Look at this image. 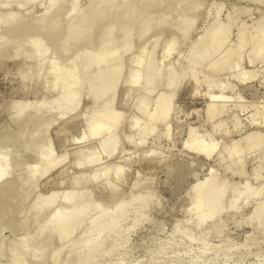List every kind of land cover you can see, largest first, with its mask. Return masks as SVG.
I'll list each match as a JSON object with an SVG mask.
<instances>
[{
    "label": "rangeland",
    "instance_id": "obj_1",
    "mask_svg": "<svg viewBox=\"0 0 264 264\" xmlns=\"http://www.w3.org/2000/svg\"><path fill=\"white\" fill-rule=\"evenodd\" d=\"M0 1V38L7 32L2 29L5 27L3 25L8 23L11 25L9 29H15L12 30L13 32L11 34H5L6 37L3 35L4 37H2V39L6 38L5 40L7 43L3 48L6 47L5 50H7L1 49L0 51V150L4 147L3 151H8V155H6L8 177L11 178L16 185L13 187L14 190L12 189V192L10 191V195L6 198L9 200H4V204L8 202L5 204V208L0 207V223L3 221L2 224H0V264H12L13 257H15L12 254L15 253L13 246H16V243H19L22 238H27L28 241H26L25 246L21 248V258L28 264H33L36 261V259H33V262L31 261V249L35 244L41 243L40 245H42L45 243L42 235L39 234V228L48 214L57 207L58 201L69 193L73 195L80 194L81 202L89 201L91 205L100 204L106 211L108 209L112 210L119 203L129 201L131 197L133 198L134 196H150L149 198H152V201L149 199L151 206L149 205L148 209L143 210L142 213H133V211L138 208L136 204H133L134 207L132 208L131 206L133 205L129 207L131 212L128 214L125 222H123L119 234L116 233V236L114 235L111 238L103 240L99 248V250L103 252V255L93 260L90 264H264V235L255 230L253 224L249 225L247 220L248 216L253 211L254 204L256 203L255 201L251 199L247 201L239 199L236 213H232V211H222L212 222L206 223L197 229L195 228L194 216L187 211L189 205L195 198L194 192L197 185L207 179L210 171L213 172L217 179L223 180L227 187V197L224 204H227V201H230L231 197L233 198L236 194L240 193L245 186L259 191L260 194L257 201H259V198L260 201H264V143L258 151L255 150V152H253L252 150L247 151L249 154L246 152V154L244 153L245 155L242 154V159L240 158L241 162L237 164H234V161L229 159L226 153L222 154L223 159H219L215 154L208 159H204L187 152L183 147L188 138L193 136L203 144L210 143L216 146V152H226L232 145L244 150L248 146V143L243 142V139L247 135L254 133L264 135V114L261 110V108H264L262 107L264 106L263 64L259 60L254 61L252 64L249 63L248 56L246 57L248 50L246 48L241 54L242 60L239 69L217 73L212 78V82L216 87L210 88V90L203 82V75H207L206 71H204V66L202 67L203 69L200 67L201 72L200 69L199 71H197V69L195 78L190 79L187 77L178 83L174 99H172L171 103L172 107L168 118L169 121L167 119V125H169L168 138H165L163 135L165 133L164 123L157 122L160 124L157 125V123H155L154 125L156 126L153 125V136L148 135L145 137L146 140H144L145 142L143 141L142 147H140L137 131L148 128V123L146 119L141 118L136 109H134L136 99L140 97L148 101L149 106L147 111L151 112L153 101L160 96L166 95L167 90L160 85L156 87L148 86L138 91V89H129L123 82L124 77L126 80V78H128V73L133 70L131 66L134 60L139 56H143V54L146 55L150 49L153 48L150 45L156 42L154 43L155 45H153L154 60H159L161 64L164 62L165 64H162L161 67L167 65L165 67L163 66L159 78L160 81L164 83L166 67L172 65L170 68L174 72L180 71L186 64L189 54L192 51V45L198 42V38L206 29L210 30L215 20L217 24H219L218 22L222 23L220 25L230 23L227 42V45L230 47L236 45V34H238L237 31L239 29L243 28L242 31L244 30L245 37L247 38L252 35L254 36L263 26L261 22L264 20H261V18H264L263 4L249 2V0H189L188 3L178 2L179 0H162L154 4L152 3V5L150 4L151 7H148V12L146 11L145 15L140 18L141 20L137 21L138 23L136 22L132 27H126L123 23H120V21L122 22L120 14L124 12L122 11L124 10L123 1L114 0L113 2L112 0L114 3L112 8L116 9L118 6L120 7V5L123 6V8L121 6L120 9H118V7L117 12L115 10L116 14L111 13L113 15L115 14V17L119 15L116 19L114 16H110V12L114 10L111 8L112 11H108L110 14H108L109 19L105 17V20H98L100 23L96 22L89 33L79 35V41L71 42L72 44L68 41L66 45L63 40H66L70 36L69 32L71 33V31L69 30L71 29L69 27L72 26L73 30L77 26L78 17L80 15L82 17L84 16V14H81L82 12L84 13L83 10L86 9V11L89 12L92 8L91 5L94 4V8L96 3H99V1L101 3L103 0H77L76 2L73 0H62L63 2L59 4L60 6L57 5L59 9L56 7L57 9L55 8L50 11L54 16L46 12L48 11L46 8H48L49 0H33L32 3L31 0H28V2H26V0ZM72 1L76 9L71 5ZM134 1L139 4L137 0ZM191 1L195 2V4L197 3L196 5L199 4L196 7V12L189 11L188 9L195 6ZM3 3L4 6L2 7ZM115 3L118 4L116 8ZM19 5L22 6L20 7ZM101 5L103 4L101 3ZM24 6L25 8H23ZM70 7L76 10L73 12L75 15L72 14L73 10L71 9V11L69 9ZM89 7L90 9L88 10ZM96 7H100L99 4ZM78 10H81V13L77 14ZM44 12H46V15H48L47 17H49L45 19L47 22L44 21L46 25L49 20L52 22L51 19L54 20V17H56L60 26V28H57L58 30L56 29L53 31L56 32L55 35L52 36V31L49 32L50 39H46L48 36L45 35L44 39V36L41 35L43 42L40 44L45 45L48 51H46L47 57L45 59L53 63L56 61L54 64H57L58 67H64L65 70L70 68L68 65L66 68V63L68 61L69 64H71L72 59L76 61L78 70H82L85 65V60H83L84 56L82 55L83 52H88L90 50V54H96L98 50L105 49L107 46L100 45V38H103L101 36L105 35V30L107 31L111 28L109 26H116L113 28L111 37L109 38V44L111 46L120 45L125 35H129L126 40L129 43L127 53L124 54L120 60L123 66L122 79L120 78L121 82L119 81L120 83L117 86L115 92L116 96L114 97L115 101L113 100L114 104L112 106L115 112H120V114L122 112V118L120 119V126L117 128L118 131L116 130L115 134L117 137V144L115 145L114 151L111 148L113 152L110 154L98 152L99 149L96 150L98 147L97 139L90 138V140L88 138V140L86 138L87 141L84 140L85 143L84 141L78 142L82 138V133L86 132L84 122L86 115L101 108V106L104 105L103 103L109 100V96H105L95 102L91 96L89 98L88 95H86L87 93L84 92L80 96L81 102L77 109L72 112L71 116H60L57 115L54 110H51L47 113L49 116H47L48 118L46 117L47 120L44 119L45 117L42 122L38 120V118L41 119L45 110L43 108H36L35 105L37 103L43 101L44 103L46 102L53 105L60 104L58 101L59 94L54 91L51 92V90L49 91L51 78L49 76L47 77L46 73L50 69V65L47 61L40 64L39 58H37L39 59L38 61L37 59L31 61L30 58L32 57L33 59L34 56H30L31 54L29 55L30 52L28 50L30 49L27 47L30 46V41L35 38H41L40 36L37 37L38 33L34 30V27L37 28L39 26H37V24L41 21H39L40 19H38V16L42 19V16L45 14ZM66 12H70L72 15L69 16L70 14ZM88 12L85 13L88 14ZM9 13H11L12 17L13 15L17 16L13 18V20H15L14 22H16V25L14 24L15 26L12 25L14 22L11 20L12 17ZM12 13L14 14L12 15ZM67 14L69 15L67 16ZM153 14L155 15L153 16ZM8 15L9 18L7 19ZM148 15H151V17L153 16V18ZM165 15L168 16V18ZM193 15L194 18H192ZM74 16H77V18H75L77 20H75L76 22L73 21L74 18L72 19ZM181 16L184 18L188 17L190 20L193 19V25L190 26V30L183 41L177 34L176 28H174L177 27L178 23L182 20ZM3 17H5L6 20H4ZM148 17L150 21H154L155 18L160 21L161 19L165 22L168 21L169 25L164 22V26L162 25L161 28L159 27V30L153 28L147 32L144 37L138 38V31L143 27H141V25L148 21ZM59 18H62V20ZM117 18L119 19L118 25L117 23L114 24L115 21H118ZM157 19H155V21H158ZM231 20L234 22L232 23ZM71 23H74V26L71 25ZM50 24L52 25V23ZM50 24L47 26H50ZM18 25H30L31 27L29 26L30 28L25 30L20 29L22 27ZM65 27L68 28V31L65 30L67 29ZM19 34H21V36L26 34L27 36L23 35L21 37ZM16 35L19 37L17 38ZM30 35L35 38L33 39ZM172 35L177 37V39L179 37V40L172 39ZM61 37H63V40ZM27 38L28 41L31 40L29 42L25 41ZM23 41L28 43V45H23ZM38 41L40 42L41 40L38 39ZM171 41H174L176 45L170 55L163 61L160 59L161 51L165 44L168 45ZM60 43H62V45ZM3 44H5V41H3ZM43 45H41V47ZM46 47L44 48L45 50ZM26 50L29 53L26 52ZM116 50H119V48ZM22 51L24 52L22 53ZM1 52L4 54H1ZM23 61L25 63H22ZM27 64L29 68H27ZM112 64H115V61ZM36 71L37 73L35 74ZM91 71V68L84 71V79L89 76ZM240 72L243 74L248 72L251 73L250 78H248V80L245 79V81H238L235 74L239 75L241 74ZM27 75L29 77L31 76V79ZM32 76L37 77L32 79ZM45 82H48V84ZM45 84L48 85V87L46 86L47 89L49 88L48 90H44L46 88ZM42 85L45 87L43 90ZM218 87L222 89H218ZM47 91H49V94ZM128 94H130V97ZM218 94L220 95V100L218 99L213 105H216L215 107L218 110H220V105L223 106L224 111L211 120L206 116L209 95L214 97L215 95L219 96ZM222 96L223 98L221 100ZM123 97L126 98L123 99ZM226 99L229 100L227 101ZM123 100L126 101V103H124ZM15 103H18L17 105L26 103L30 106L27 115L18 122H14V120L17 109L20 106H17ZM84 114L85 117L83 118ZM252 116L253 118H251ZM122 119H124V121H122ZM46 124V132L43 134V137L41 136V131L43 128L45 129ZM218 124H220L219 127H217ZM38 126L40 131L39 136L36 135ZM31 132L34 134L31 135ZM36 136L39 137L40 140ZM85 136L86 134L84 137ZM47 139L48 141H46ZM81 140H83V138ZM45 145L53 149L51 150L54 152H51L55 159L60 157V159L62 158L64 160L49 167V170L44 175H41L40 173L44 168L53 162H38L35 160V151ZM13 152L14 155H12ZM77 153L79 155H77ZM143 153H146L147 156L143 157ZM148 153L152 155L148 156ZM95 154L98 155L97 161L91 162L90 159L93 158ZM62 156H64V158ZM80 160L86 162L79 166L76 162ZM115 167L122 168L120 173L121 180L114 179L112 175V169ZM32 170H36L38 173L33 179H30L31 175L29 178V174ZM103 170L108 171L106 172L107 175L104 180L101 179L102 177H99L95 182L91 180L92 175L96 174L100 176ZM253 175H258L257 178H259V180H254ZM76 178H78V180ZM15 179L19 182H16ZM75 179L81 182H79L77 186H73L71 183L72 181L74 182ZM17 183H19L20 189H17ZM16 190H19V192ZM17 195H19V198ZM11 196L14 197L15 200ZM52 196H56V204L44 210L42 215L37 221L35 219L34 222L32 214L26 212L29 205L35 203L37 199L47 201ZM10 201L12 204L10 203L9 205ZM0 204L3 205L2 202H0ZM9 207L11 209H8ZM18 222L19 224L17 225ZM22 224L25 227H23ZM2 227H4V229ZM79 231L73 236L75 239L80 234ZM190 234L193 236V240L189 242L186 237ZM41 239L43 240L41 241ZM37 240L40 241L36 242ZM46 240L47 239H45V241ZM49 241L51 240L48 239L47 243ZM55 241L56 242H51L52 244L50 242L48 243L50 246L49 249L47 248L48 250H46L49 252L45 250V254L43 253L44 256L47 254L46 256L48 257L42 264H49L48 258L52 253L50 250L56 251V247L57 250H60L61 245H59L57 240ZM202 245L205 246L204 251L201 248ZM239 246L241 247L239 248ZM110 249L112 252L106 255L105 252ZM68 250L72 251V249H66V247L61 251L60 258L62 260L67 259V254L68 257H72L73 251L70 252ZM70 262L71 264H82L80 261L70 260Z\"/></svg>",
    "mask_w": 264,
    "mask_h": 264
},
{
    "label": "bare ground",
    "instance_id": "obj_2",
    "mask_svg": "<svg viewBox=\"0 0 264 264\" xmlns=\"http://www.w3.org/2000/svg\"><path fill=\"white\" fill-rule=\"evenodd\" d=\"M19 1H21V0H19ZM22 1H25V0H22ZM32 1L33 0H31V3H32ZM63 1L62 0H49L48 8H46L48 11H46V12L49 14L50 11L54 10L56 7L58 8L57 5H59ZM73 1L76 2L77 0H73ZM73 1L71 2L72 6L75 5ZM103 1L101 2L103 5H101V3L99 1V3H96V4L97 5L99 4L100 7L97 8L96 7L97 5L95 4V7L93 8V5H94L93 3L96 2V1H94L92 3L93 5H91L92 8L91 9H90V7L88 8V10L90 9L89 12L86 11V9H84V10L82 9L84 11V13L83 12L81 13L80 12L81 10L77 11L78 12L77 14L81 13V14H84V16L82 17L80 15L81 16L80 17L79 15L76 14L77 16H79L77 19L78 22L76 23L77 26L75 28L73 27L74 28L73 30H72V26L69 27L71 29V30H69V31H71V33L69 32L70 36L67 35V36H69V38H67L66 40L65 39L63 40V37H61V39L64 41V43L66 45H67L68 41H69V43L79 41L80 40V37H79L80 34L89 33L92 30V27L95 26L94 24L96 22L100 23L98 20H103V19L105 20L106 19L105 17H108L111 13H115V10L117 12V10L120 9V7L122 6L119 4L120 7L118 6L119 7L118 8L117 7L118 4L115 3L116 4L115 8L117 7L118 9L117 8L114 9V8H112L114 6V3H113L114 0H113V2H112V0H103ZM122 1H123L122 4L124 6V8L122 6V8L124 9L122 11H124V12H122L123 14H120V19H122V22L120 21V23H123V25L126 27H132V26H134V24L137 21L141 20L140 18H142L143 15H145L146 11L148 12L152 3L154 4V3L162 1V0H137L139 2V4L134 0H122ZM188 1L189 0H179L178 2H182V3L187 2L188 3ZM250 1L253 3H258V4L260 3V4L264 5V0H249V2ZM26 2H28V0H26ZM191 2H193V1H191ZM5 3H7V2H5ZM22 3H24V2H22ZM196 4H195V2H193V5H195V6H193V8H191V9L188 8L189 11L191 10L193 12H196V9H197L196 7L199 5V4L198 5H196ZM3 6H4V3L2 5V7ZM155 6H157V5H155ZM71 7L69 9L73 10V8H71ZM23 8H25V6ZM74 8H75V6H74ZM111 8L114 9L113 10L114 12L112 11ZM65 10H67V9H65ZM109 10L112 11V12H110V14L108 12ZM74 11H76V10H73L72 14ZM46 12H44L45 14L42 16V19L39 18V16H38V19H40L39 21H41L40 23L37 24V26L38 25L39 26L37 28L32 26L35 28L34 30L37 31V33H38L37 37L40 36L41 38L36 39L34 36L30 35L33 37V39L34 38L35 39L32 41H30L31 39L29 40L31 43L29 44L30 46H27V47L30 49V50H28L30 53L27 50H26V52H28L29 55L31 54L30 56H34V58L36 57L35 59L34 58L32 59V57H31L30 58L31 61L32 60L34 61L37 58H39L40 62H41L40 64L47 61L48 64L50 65V69L46 73L47 77L49 76L51 78V81H50L51 84L49 83L50 89L49 88L48 89H49V91L51 90V92L54 91L55 93L59 94L58 101L60 104L53 105V104L46 103V102L44 103L43 101L41 103L40 102L37 103L35 105L36 108H40V109L43 108L45 110V113L41 116V119L38 118V120H39V122H42L44 117H45L44 119L47 120V118L49 117L47 115V113L51 110H54L56 112V114L60 115V116H65V115L71 116L72 112H74L77 109L79 103L81 102L80 96L84 92L87 93L86 95H88L89 98L91 96V98L95 102H97L98 100H100L101 98H103L105 96H109V100H107V102H105L106 104L103 103L104 105H102L101 108H98V110L100 109L99 111L97 110V111H94L93 113L88 112L89 114H87L86 117L84 114L83 118L85 117L84 122H85V126H86V128H85L86 132L84 131L85 133H82L81 137L83 138V140H81L82 138L79 137L81 139L79 140V138H78V140H79L78 142H81L84 140L87 141L88 138L89 139L90 138L91 139L92 138L97 139L99 148L97 147L96 150L99 149L100 151L98 150V152H106L107 154H110L111 152L114 151L115 145L117 144V137L115 136V134H116V130H117L118 126H120V123H121L120 119L122 118V116H121L122 112L120 114V112L116 111L117 112L116 113L115 109H113L112 106L114 104L113 100L115 101L114 97L116 96L115 92H116L117 86L121 82L120 80L122 79L121 75H122L123 66H122V62L120 60L122 59L123 55L127 53L129 43L126 40L129 37V35L128 34L125 35L124 40H122L120 45L111 46L109 44V38L111 37V32H112L113 28H115L116 26H114V25L109 26L111 28H109V29L107 28L108 30L107 31L105 30V32H104L105 35L103 34L104 36H101L103 38H100L101 39L100 45H105L107 47L103 50H98V53H96V54H93V53L90 54V52H89L90 50L88 51L89 53L86 51H85L86 53L83 52L82 55L84 56L83 60H85V65H84L82 70H78V68H77L78 66H76L77 65L76 61H74L73 59L71 60V64H69V62L67 61L68 64L66 63V68H67V65L70 68L68 67L69 69L65 70V68L62 67L61 65L58 64L59 66H61V67H58L57 64H54L56 61L53 63L52 61L45 59L47 57L46 53L48 52L47 47L43 44H40L43 42L42 36H44V35L48 36V37H46V39L47 38L50 39L51 37H49V34H50L49 32L52 31L53 34H51V35L53 36L56 34V32H53V31H55L57 28H60L59 23L57 21L58 19L56 17H54V20L51 19L52 22L49 20V22L52 23V25L49 22L47 25L50 24V26L46 25L47 20H45V19L49 18V17H47L48 15H46L47 14ZM70 12H66V13L70 14ZM85 12H88V14ZM57 13H58V11H57ZM13 14L14 13H12V15ZM69 14H67V16ZM72 14H70L69 16H71ZM193 14H195V13H193ZM9 15L11 16V13H9ZM9 15L7 16V19L9 18ZM73 15H75V14H73ZM114 15L111 14L110 16H114ZM154 15L155 14H153V16ZM183 15H184V13H183ZM52 16H54V15H52ZM77 16L72 17V19L74 18L73 21L76 20L75 18H77ZM117 16H119V15H117ZM148 16L151 17V15H148ZM153 16L151 18H153ZM185 16H187V15H185ZM11 17H10V19H11ZM14 17H17V16L13 15L11 20H13ZM59 17H61V16H59ZM116 17H115V19H116ZM166 17L168 18V16H166ZM62 18H59V19L62 20ZM110 18H113V17H110ZM192 18H194V15ZM3 19L6 20L5 17H3ZM107 19H109V17ZM155 19H157V18H155ZM155 19H154V21L152 20L153 21L152 22V21H150V18H149L148 21H146L145 23H143L141 25V27L142 26L143 27L140 28V30L138 31L139 32L138 38L144 37V35L147 34V32H149L153 28H155V30H157V29L159 30V27L161 28V26L164 24L165 21L162 19H161V21L159 19H157L158 21H155ZM262 19H264V18H261V20ZM17 20H19V19H17ZM14 21L15 20H13V22ZM44 21H46V22H44ZM192 21H193V19L190 20V19H188V17H186V18L182 17V20L178 23L177 27H174V28H176L177 34L182 38V39L180 38L182 41L185 38V36L187 35V33L189 32L190 26L193 25ZM118 22H119V19L117 22L115 21L114 24L117 23V25H118ZM166 22H165V24L169 25V22L168 21H166ZM231 22L233 23L234 21L231 20ZM261 22H262L263 26L259 29V31L256 34H254V36L252 35L249 38L245 37V32H244V30L242 31L243 28L239 29L237 31L238 34H236V45H233L232 47H230L229 45H227L228 38H229L228 36H229V25H230V23H225L223 25H220L222 23L218 22L219 24H217V21L215 20L214 24L212 23L213 25L211 26L210 30L206 29L204 31V33L198 38V42L196 44L192 45V47H191L192 51L189 54V57L186 61L185 66L180 71L174 72L170 68L172 65L170 67H166L164 83H162L159 79L162 68L164 66L163 65L161 67V65L165 64L163 61L170 55L171 51H173L174 46L176 45L174 41H171L168 45L165 44L166 47L164 46L163 50L161 51L160 59L163 60L162 64L160 63L159 60H158L159 62L154 60V52H153L154 46L153 45H155L154 43H156L154 41H153L154 43L152 42L153 45H150L153 48L150 49V51L148 53L146 52L147 53L146 55L143 54V56H139L136 60H134V62L132 63V66H131V68L133 70L131 72L129 71L130 73H128V76H127L128 78H126V80H125V77L123 79L124 84L127 85L129 87V89L133 88V89H138V91H140L141 89L148 87V86L156 87V86L162 85L167 90L166 95L160 96L153 101L151 112L147 111L148 106H149L148 101H146L145 99L140 98V97L138 99H136V104H135L134 109H136V111L138 112L140 117L146 119V122L148 123V128L140 129L137 131V134L139 136V143L141 145L140 147L143 146V143L145 142L144 140H146L145 137H147L148 135H152L154 133V126H156L154 124L157 122L164 123L165 133L163 135L165 138H168V134H169L168 133V126L169 125H167L168 121H169L168 118H169L171 107H172L171 106L172 105L171 104L172 99H174V95L176 93V88L178 86V83H180L182 80H184L187 77H189L190 79L195 78L197 69H198L197 71H199V69H200V72H201V68L204 66V71H206L207 75H205L206 77L203 75L204 81L203 80L202 81L207 85V88H209V90H210V88L216 87V85L212 82V78L217 73H220L223 71H231L232 69H234V70L239 69L240 64H241V60H242L241 54L244 51V49H246V48L248 49L247 55H246V57L248 56V60H249L248 62L252 64L254 61L259 60L264 66V20ZM15 23L16 22H14L12 25L15 26L16 25ZM61 23H62V21H61ZM120 23H119V25H120ZM73 24L71 23V25H73ZM3 26H5V27L2 29H4L5 32L7 31L6 33L4 32L5 34L8 33V35H9V33L11 34L13 32L12 30H15V29H9V28H11V25H9L8 23L3 25ZM18 26H21V25H18ZM29 26L30 25H24V26H21L22 28H20V29L27 30L31 27V26L30 27ZM156 26H158V27H156ZM165 26H167V25H165ZM174 26H176V25H174ZM167 27H170V26H167ZM65 28H67V27H65ZM65 28H63V29H65ZM61 30H62V28H61ZM65 30L68 31V28ZM46 31H47V33H46ZM16 32H18V31H16ZM5 34H3V35L5 36ZM57 34H58V32H57ZM3 35H2V37H4ZM19 35L21 36V34H19ZM24 36H27V35L25 34ZM45 36L43 37L44 39H45ZM64 36H65V34H64ZM2 37L0 38V51H1V49L5 50L6 47L3 48V46L7 44L6 40H5L6 38L2 39ZM16 37H17V35H16ZM23 39H25V38H23ZM38 39H40L41 41L39 42ZM172 39H177V37L173 36ZM177 40H179V37ZM3 41H5V44H3ZM25 41H28V38ZM24 43L25 42L23 41V45H28V43H25V44ZM60 44L62 45V43H60ZM41 45H43L42 46L43 48L41 47ZM44 46L46 47V50L44 49L45 48ZM117 48H119V50H116ZM23 52L24 51H22V53ZM4 53L1 52V54H4ZM30 56H28V57H30ZM25 58H27V57H25ZM17 59H19V58H17ZM39 59H37V61ZM50 59L54 60L52 58H50ZM28 60H29V58H28ZM211 60H214V61H211ZM37 61H35V62H37ZM114 61H115V64H112ZM22 63H25V62L23 61ZM25 66H26V64H25ZM27 66H28V64H27ZM165 66H167V65H165ZM168 66H169V64H168ZM27 68H29V66ZM89 68H91L92 71L89 74V76L86 79H84L83 73H84V71H86ZM25 69H26V67H25ZM241 69H242V67H241ZM37 71L35 72V74L37 73ZM204 71H202V72H204ZM243 72H245V71H243ZM28 73H29V71H28ZM240 73L242 75L241 74H239V75L235 74L238 81L239 80L245 81V79L248 80V78H250L251 73H249V72L244 73V74L242 72H240ZM208 75H209V77H208ZM27 76H26V78H27ZM32 77H33L32 79H35V77H37V76H32ZM253 77H254V75H253ZM45 83L48 84V82H45ZM46 86L48 87V85L45 84V87ZM45 87L43 86L42 90ZM47 87L44 90H46ZM128 87H127V90H128ZM218 89H222V88L218 87ZM49 91H47L48 94H49ZM127 92H129V91H127ZM136 94H137V91H136ZM51 95H52V93H51ZM128 95L130 97V94H128ZM211 95H209V103H208L207 109H206V116L209 119L213 120L216 116L223 113L224 107L220 105V107H221V108L219 107L220 110L216 109V107H215L216 105H213V103L217 102V100L220 98V95L219 94H218L219 96L215 95L216 97L215 96L212 97L213 95L212 96ZM125 98L123 97V99H125ZM222 98H223V96L221 97V100H222ZM226 100L228 101L229 99H226ZM123 102L126 103V101H124V100H123ZM18 103H21V102H18ZM123 105H125V104H123ZM17 106H20V107H18V109L16 108L17 112L15 110L16 115H15L14 122H18L19 120L23 119L27 115L28 109L30 107L26 103H23V104L17 105ZM17 106H15V107H17ZM262 107H264V106H262ZM261 110L264 114V108L263 109L261 108ZM123 115H124V113H123ZM251 118H253V116ZM167 119H168V121H167ZM122 121H124V119H122ZM160 123H157V125H159ZM161 125H163V124H161ZM219 125L220 124H218L217 127H219ZM36 126H37V123H36ZM46 126H47V124L45 125V129L43 128V130L41 131V134H42L41 136H43V137H44L43 134H45V132H46ZM34 133H35V131H34ZM34 133L31 132V135H33ZM39 133H40V131H39V126H38V128L36 130V135L39 136ZM83 134L84 135L86 134V136L84 137ZM37 138L40 140L39 137H37ZM41 139H42V137H41ZM128 139H129V137H128ZM46 141H48V139ZM85 141H84V143H85ZM243 142L248 143L247 148L244 150L237 147V146L232 145V147H230L231 149L229 148L226 152H223V151L216 152L217 147L214 146L213 144H210V143L203 144L201 141H198V139L196 137L190 136L188 138V140L184 143L183 147L187 152H189L193 155L200 156L204 159L210 158V156H213V154H215L219 159H223L222 154L226 153L227 157L229 159L233 160L234 164H237V163L241 162L240 158H241L242 154H244L245 152L247 153V151H252V150H253V152H255V150L258 151V149L262 147V145L264 143V135L263 134L258 135L255 133L250 134V135H247L243 139ZM47 143H49V142H47ZM138 144H137V147H138ZM46 145L44 147H40L37 151H35V157H36L35 160H37L38 162L39 161H41V162L53 161L49 166H46L44 168V170L40 173L41 175H44L49 170V167H52V166L60 163L62 160H64L62 158L60 159V157L58 159H55L52 156V152H54V151H52L53 149L51 148L52 149L51 150L49 148L50 145H49V147ZM2 148L4 149V147H2ZM111 148L113 151H111ZM3 149L0 150L1 151L0 152V202L3 203V205L0 204L1 208H5V204L8 202H5V204H4V200L8 197V195H10L9 193L12 192L11 190L13 189V187L16 186L15 183L13 182V180L8 177L9 174H8V170L6 167V155H8V151H3ZM107 150H108V152H107ZM109 150H110V152H109ZM79 151H78V153H80ZM78 153H77V155H79ZM145 154L143 153V157L147 156V154L146 155ZM148 154H149L148 156L152 155L150 153H148ZM247 154H249V153H247ZM12 155H14V152L12 153ZM80 155H81V153H80ZM62 157L64 158V156H62ZM97 158H98V155L95 154V156L93 158H91L90 160H91V162H95V161H97ZM85 162L86 161L80 160L76 163L80 166ZM120 167H115L112 169V175L114 176V179H116V180H121L120 173H121L122 168H120ZM102 172H101L102 176L101 175L99 176L96 174L92 175L91 180H93L95 182V180H97L99 177L100 178L102 177L101 179L104 180L106 175H107L106 172H108V171L103 170ZM37 173L38 172L36 170H32L29 174V178L31 175L30 179H33ZM257 176H254V178H253L256 181L259 180V178H257ZM78 178H76V179L78 180ZM16 179H17V177H16ZM16 179H15V181H16ZM76 179L74 180V182L73 181L71 182L73 186L74 185L77 186L80 182V181H77ZM16 182H19V181H16ZM18 184L19 183H17V186H18L17 189L18 188L20 189ZM16 191L19 192V190H16ZM259 194H260L259 191L255 190V189H251L249 186H245L240 193L236 194V196H234L233 198L231 197L232 199L230 198V201H227V204L226 203L224 204V202H226L225 200L227 197V187L225 186L223 180L217 179L215 177V175L213 174V172L210 171L208 176H207V179L205 181H203L202 183L197 185L196 190L194 192L195 198L191 202V204L189 205L187 211L192 216H194L195 228L197 229V228L205 225L206 223L212 222V220L217 215H219V213H221L222 211H230V212L232 211V213H236L238 210L237 202L239 199H242L243 201H247L248 199H251V200L255 201L256 203L254 204L253 211L250 213V215L247 218L248 224L249 225L253 224L254 229L257 230L262 235H264V201H262V200L260 201V198H259L260 202L257 201ZM17 196L19 198V195H17ZM149 197H145V196L140 197V195L136 196V197L134 196L133 198L131 197V199L129 201H127L125 203L124 202L119 203L112 210L108 209L106 211L101 207L100 204L99 205H91V203L89 201L81 202V195L80 194H76V195H73L72 193L66 194L64 197H62V199L60 201H58L57 207H55L48 214V216L46 217L44 222H42V225L39 228L40 229L39 234L42 235V238L44 239L45 243H43L44 245L43 244L40 245L41 243H38L39 245L38 244L33 245V248L31 249V252H30V256L32 259L31 261L33 262V259L34 260L36 259V261L34 262L36 264H42L44 261H46L48 256H46L47 254L44 256V254H45L44 252H46L49 249L50 244H48V243L49 242L50 243L56 242L55 240H57L59 245H61L60 250H57V247L55 249L56 251L50 250L52 253L51 254L49 253L50 254L49 258H48L49 264H71L70 260L80 261V262H82V264H90L93 260H95L96 258L103 255V252H101L99 250L103 240L113 237L116 233L119 234L123 222H125L128 214L131 212L130 211L131 209L129 207L133 204L134 205L136 204V207L138 205V208L135 209L133 211V213L134 214L137 212L142 213V211L147 210L149 205H150V200L152 198L150 199ZM12 198L15 200L14 197H12ZM12 198H10V199L13 200ZM20 200H21V196H20ZM56 202H57L56 196L50 197L47 201L37 199L35 201V203H33L32 205H29L28 208L26 207L27 208L26 212H30L32 214V217H33L32 219L35 222V219L37 221V219L42 215L44 210L49 209L51 206L56 204ZM10 203H11V201L9 202V205H10ZM134 205L131 206V208L134 207ZM16 207H17V205H16ZM8 209H11V208L9 207ZM2 222L0 224H2ZM18 224H19V222L17 223V225ZM23 224H24V222H23ZM25 224H26V221H25ZM23 227H25V226L23 225ZM2 228L4 229V227H2ZM77 231H79L80 234L75 239L73 236L75 235V233ZM37 237H35V238H37ZM43 239H41V241ZM45 239H47V240L45 241ZM48 239L51 241H49L47 243ZM52 239H53V241H52ZM186 239L190 242L193 240V236L190 234L186 237ZM26 241H28L27 238L26 239L22 238V240L20 239L19 243H16V246L15 245L13 246V248L15 249V253H12V254L15 257H13L12 264H28L25 262L24 259L21 258L22 254H20L21 248L25 246ZM38 241H40V240H37L36 242H38ZM52 247H54V246H52ZM65 247H66V249L67 248L72 249L73 254H72V257H68V254H67V259L62 260L60 258L61 257L60 254H61V251L63 250V248H65ZM240 247L241 246H239V248ZM201 248L203 251L205 250L204 245H202ZM68 251L72 252L71 250H68ZM47 252H49V251H47ZM111 252H112V250L110 249V250L106 251L105 254L107 255V254H110ZM216 252H218V251H216ZM68 258H70V259H68ZM60 259L62 260V262ZM37 260H39V261H37Z\"/></svg>",
    "mask_w": 264,
    "mask_h": 264
}]
</instances>
